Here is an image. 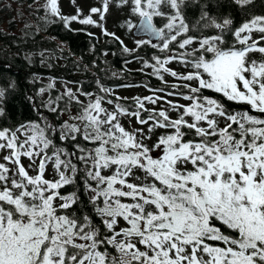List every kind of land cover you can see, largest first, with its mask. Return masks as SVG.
I'll return each mask as SVG.
<instances>
[{"label": "snow or ice", "instance_id": "6c2138e0", "mask_svg": "<svg viewBox=\"0 0 264 264\" xmlns=\"http://www.w3.org/2000/svg\"><path fill=\"white\" fill-rule=\"evenodd\" d=\"M70 2L76 7L71 16L61 14L59 0L40 7L45 19L56 17L66 28L72 22L100 28L124 52L148 45L167 53L154 55L155 63L143 61L144 67L162 81L161 71L183 81L186 92L168 95L186 103L168 100L169 109L156 111L137 97L145 119L118 104L109 111L103 96L84 104L67 89L33 105L54 119L38 112V120L0 127V152L6 153L0 162V264H264V14L236 24L202 4L199 19L189 24L185 9L193 0H96L87 15ZM231 2L241 10L255 4ZM113 7L126 10L121 28L143 34L135 48L105 28ZM173 61L184 71L167 67ZM6 91L0 88V105ZM158 99L144 97L151 104ZM120 115L147 128L128 131ZM49 165L52 178L45 176ZM66 185L74 188L67 195L61 193Z\"/></svg>", "mask_w": 264, "mask_h": 264}, {"label": "trees", "instance_id": "16d2710c", "mask_svg": "<svg viewBox=\"0 0 264 264\" xmlns=\"http://www.w3.org/2000/svg\"><path fill=\"white\" fill-rule=\"evenodd\" d=\"M37 1L39 0H0V88L7 90L6 99L0 105L4 109V115L0 116V127L38 120V112L44 113L49 120L54 119L55 114L43 106L38 111L33 109L34 104L45 103L50 97L55 100L65 92L54 86L43 95L39 94L41 88H48L49 81L53 78L74 83L78 89L74 93H93L92 97L103 96L115 102L119 99L111 93L104 95L97 81L107 89L119 82H125L122 77L131 78L135 83L141 82L146 86L156 84L157 76L153 72L146 68H133L130 62L136 58L151 60L154 55L163 58L165 53H159L148 45L132 53L124 52L120 43L110 36L97 34L83 27H74L73 22L66 28L56 17L45 19V10L40 7L44 2L35 4ZM62 3L64 1L59 0L61 14L69 16ZM202 4H207L205 10L210 15L218 19L231 15L236 24L250 18L251 14H264V8L260 6L261 0H255L254 5L242 10L233 5L231 0H193V6L185 9L189 24H195L199 19ZM75 29L84 30L74 31ZM204 31L211 34L215 30ZM89 32L94 35L89 36ZM261 44L264 45V41ZM26 54L31 57L30 61L25 59ZM12 84L15 85L14 88L10 87ZM158 84L165 88L171 86L164 79H159ZM81 97L88 98L85 95ZM67 99L64 96L58 102L60 108L64 107ZM121 100L124 105L128 104V100L131 105L136 104L133 99ZM52 106L56 107V104ZM78 108L79 105L73 101L70 111L74 112ZM140 113L141 117L147 118L148 112L140 109ZM67 115L65 113L59 120L67 119ZM73 160L75 162L74 157ZM73 190V186H70L66 192Z\"/></svg>", "mask_w": 264, "mask_h": 264}, {"label": "rangeland", "instance_id": "374dc122", "mask_svg": "<svg viewBox=\"0 0 264 264\" xmlns=\"http://www.w3.org/2000/svg\"><path fill=\"white\" fill-rule=\"evenodd\" d=\"M63 1H64V4L62 3V5H64L66 7V12H68L70 14L69 16L75 15L76 7L70 2V0H63ZM43 2H45V0H39V1L35 2V4H42ZM76 5H79L83 9L84 15H87L88 14V8L90 6H98V3L96 2V0H76ZM59 7H60V5H59ZM125 18H126V10H125V13H121L119 10H117L116 8L113 7L110 9L109 14L106 16V22H105L104 26H105V28H107V30L109 32H115L117 36H120V38L124 41V44L129 49H133L136 47L134 40L137 38H143V36H134L132 33H129L126 29L121 28L119 26V24ZM93 19H98V17L94 16ZM73 23H74V27H83V28H86V29L90 30L91 32H94L97 34L102 33L101 29L98 27L81 25L77 22H73ZM155 43H159V41L155 40ZM165 54L167 55V53H165ZM255 56L259 57V54L257 53V54H255ZM143 61H145V60L140 59V58H136V59L132 60L130 62V64L132 65L133 68H146L149 71L153 72L152 68L144 67ZM147 61L149 63H155V61L152 60V57H151V60H147ZM167 67H169V68H171L177 72L184 71L183 65L179 64L178 61H173L172 63L167 65ZM120 75H123V74L120 73ZM160 75H162L164 77V80L167 81L168 83H170L171 86H168L167 88L162 87L161 85L158 84L159 78H157V77L155 78L156 84L154 85L156 87L149 86V85L146 86V85L142 84L141 82L135 83L134 80L131 78L122 77V80L125 81L124 86H120V88H118L119 86L112 85L111 87L108 88L110 90L109 93L115 95L117 98H119V100L117 102L112 100L113 103L108 104L107 100H111V99L107 98L102 102V106L107 108L109 111H114L115 106L118 104V105H120L121 108L127 110V112L132 113V112H135L138 110L140 111L138 104L136 103V104L131 105L130 100H128V104L126 103L124 105V104H122L121 99H127L128 98V99H133L134 102H136L135 98L139 97L143 101L144 107L146 109H155V110L169 109V105L166 102L168 100H172L173 102H178V103H186L182 99V97L179 95H173V96L168 95L169 92H174V93L186 92L187 91L186 89L179 87L180 85H182L183 81L177 79L176 77H172L169 73H166L163 71H161ZM49 82L50 83L54 82V86H56V88L59 89L60 91H66L67 89H71L72 92L74 93V91L78 90V89H76V86L74 83L67 82L64 80L60 81L56 78H53ZM172 85H177L178 87L173 88ZM74 86H75V88H73ZM161 89H163V91H160ZM75 94L78 96L79 99H81L85 103H88L90 99H92V100L95 99V97L82 98L78 92H76ZM144 97H152L153 99L160 97L161 99H158L156 104H151L147 100H144ZM76 111L77 110L72 112V114L75 115ZM170 114L175 116V113H170ZM142 118L146 119V117H142ZM118 120L122 124V126L128 131H133L135 128H139V127H144L145 129L147 128V125L137 124L136 118L134 116H131V115H127V116L120 115V116H118ZM149 123H151V121ZM4 154H6V153L0 152V162H4L2 160V156ZM21 162L25 165V167H27L28 164L30 163V161L26 157H22ZM38 163H39V161L37 160V164ZM30 173L34 174V172H32V170H30ZM45 176H46V178H52V167H51V165L48 166L46 173H45ZM70 186L71 185H66L65 188L61 189V193L64 192L63 194L67 195L69 192H66V189Z\"/></svg>", "mask_w": 264, "mask_h": 264}, {"label": "water", "instance_id": "95a60500", "mask_svg": "<svg viewBox=\"0 0 264 264\" xmlns=\"http://www.w3.org/2000/svg\"><path fill=\"white\" fill-rule=\"evenodd\" d=\"M135 32V30H133ZM134 36H143L142 33H139V32H135V35ZM155 38H153V42H155Z\"/></svg>", "mask_w": 264, "mask_h": 264}, {"label": "flooded vegetation", "instance_id": "af4514ba", "mask_svg": "<svg viewBox=\"0 0 264 264\" xmlns=\"http://www.w3.org/2000/svg\"><path fill=\"white\" fill-rule=\"evenodd\" d=\"M116 85L119 86L118 88H120V86H124L125 85V82H119Z\"/></svg>", "mask_w": 264, "mask_h": 264}, {"label": "crops", "instance_id": "0c3cea01", "mask_svg": "<svg viewBox=\"0 0 264 264\" xmlns=\"http://www.w3.org/2000/svg\"><path fill=\"white\" fill-rule=\"evenodd\" d=\"M109 94V93H108ZM104 95H106L105 93H104ZM107 96V95H106Z\"/></svg>", "mask_w": 264, "mask_h": 264}]
</instances>
